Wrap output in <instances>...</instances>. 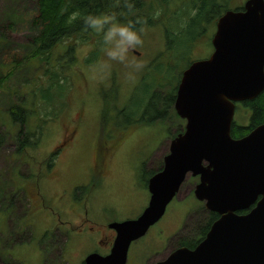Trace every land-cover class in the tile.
I'll return each mask as SVG.
<instances>
[{
	"label": "rangeland",
	"instance_id": "obj_1",
	"mask_svg": "<svg viewBox=\"0 0 264 264\" xmlns=\"http://www.w3.org/2000/svg\"><path fill=\"white\" fill-rule=\"evenodd\" d=\"M36 1L0 0V76L6 67L12 70L7 87L13 92L10 95L9 91L0 89V134L4 137L0 143V260L6 264H78L92 251L105 253L108 245L100 244L99 232L103 227L112 221L135 219L141 214L149 199L147 182L162 168L172 139L184 131L186 123L176 114L165 124L141 125L111 153L102 175L99 174L96 183L88 189L91 192L80 195L77 189L76 196V188L93 182L102 93L115 96L113 103L120 109L126 106L125 114L135 117L144 106L143 99L142 102L137 99L147 95L146 87L139 83L147 71L152 72L154 60L165 48L163 24L180 30L188 14L185 6L197 1L170 0L167 16L171 20L161 25L153 22L156 25L138 26L144 29L143 43L130 50L127 65L108 61L110 67L106 72L98 70L100 62L107 57L103 54L100 37L92 31L89 41L77 42L72 52H68L63 42L49 62L28 61L35 33L27 17L35 9ZM245 1L215 0L204 24L213 25L210 30L214 32L217 18L227 9L242 10ZM188 11L193 14L195 10ZM12 19L14 24L11 25ZM190 36L188 32L184 35L177 32L168 43H173L174 48L179 39L195 44V32L191 36L194 38L188 40ZM205 39L202 38V43L193 51L178 56L182 67L191 59L211 53L212 47L207 49L203 43ZM94 53L96 58L90 60ZM136 63L142 67L135 69ZM48 71L64 76L58 82L63 83L66 90L52 102L36 93L39 86L50 82ZM169 87L161 88L163 95ZM50 94L56 97L58 90L53 88ZM19 101L31 115L23 132L27 129L34 134V124L41 130L37 148L25 147L22 156L17 154L20 126L12 124L7 113L10 102ZM248 114L238 106L234 122L244 123ZM67 137L73 138L71 142H63ZM56 148L59 151L54 166L51 170L45 169L43 162ZM32 182L37 191L36 187L34 190L31 187ZM196 182L198 178L191 173L185 176L177 197L168 204L164 215L145 236L130 245L126 264H156L181 242L197 241L208 216L204 205L199 202L197 206L193 198ZM25 187L32 190L31 196L29 191H23Z\"/></svg>",
	"mask_w": 264,
	"mask_h": 264
},
{
	"label": "water",
	"instance_id": "obj_2",
	"mask_svg": "<svg viewBox=\"0 0 264 264\" xmlns=\"http://www.w3.org/2000/svg\"><path fill=\"white\" fill-rule=\"evenodd\" d=\"M211 44L181 74L173 106L184 131L147 182L148 204L137 218L110 223L109 253L92 252L83 264H125L131 242L163 216L189 173L199 178L196 199L219 217L193 249L179 247L157 264H264V123L231 136L235 104L264 89V0L224 12Z\"/></svg>",
	"mask_w": 264,
	"mask_h": 264
},
{
	"label": "trees",
	"instance_id": "obj_3",
	"mask_svg": "<svg viewBox=\"0 0 264 264\" xmlns=\"http://www.w3.org/2000/svg\"><path fill=\"white\" fill-rule=\"evenodd\" d=\"M169 1L170 0H135V13L133 16H127V9L124 7L123 0H37L35 9L30 13V17H27V22H29L33 32L35 33V36H33L30 42L31 59L29 58L28 61L32 62L33 60H47V62H49L50 58L54 55L55 50L63 42H65L66 46L68 47V52H72L79 42V44H85L84 42L89 41L91 30H85L83 25V17L89 13H124L125 15H119V19L126 21L127 19L135 20L136 18H140L147 25L154 26L156 25L154 23L158 22L161 25L165 20H171L167 16L169 13ZM194 1L197 2L189 4L187 9L184 10L185 12H188V21L181 26L180 30L177 27L175 29H171V25L165 23L162 26L167 41L164 45L165 48L162 50L163 52L159 53L153 62V67L151 68L152 72L148 73L146 69L147 74L145 78L139 83V85H143L147 89V95L137 99L139 102H142V99L144 101V106L141 108L140 112L135 117H130L125 114L126 106H123L120 109L113 103L112 98H115V96L109 95L108 92H105L106 94L102 93L103 104L100 107L101 110L98 138L96 139L94 164L96 167H94L93 182H90L91 184L76 188L74 190V194H76V196L77 193L82 195V192L87 194L91 192V190L88 189H90V187L96 183L98 175H102L101 173L103 168H105L111 153L129 134L133 133L141 125H146L148 123L154 124L158 122L164 123L167 121V119L177 116L173 110V102L175 99L177 84L182 70L189 63L188 62L186 66L182 67L180 64L181 59L178 58V56L182 55L186 51L189 52L191 42H184L183 40L179 39L177 41L176 47L174 48L172 47L173 43L170 45L168 40H171V36L175 37L177 32L183 35L185 32H188L191 36H194V28L196 26L195 24L198 23L199 25H202L204 16L211 14L210 9L212 8L215 0ZM198 2L199 4H197ZM206 2L208 6H206ZM188 9L195 10L193 15H191L192 13H189L190 11H188ZM158 11L161 12L159 15H157ZM74 13L78 14L75 18H73ZM178 13H180L179 10L177 11V14ZM10 21L11 25L14 24L13 19ZM141 25L142 24H137L136 27L139 28L138 26ZM175 30L177 31L175 32ZM204 35L205 34H201V37ZM191 36L188 38V40L194 38ZM66 54L69 56V58H73V56H70L69 53ZM95 58L96 53H94L90 60ZM91 64L92 63H90V65ZM3 72L5 73L0 76V89L3 88L4 90L9 91L11 95L13 92L10 91V89L7 87V84L12 77V70L6 67ZM46 74H49L50 82L45 86H39L36 93L41 95L43 99L52 102L53 99L59 98L62 93H66L64 88L65 85L58 82L61 77L59 73L48 71ZM61 78H64V76ZM166 85H169L170 87L166 89L165 94L163 95L161 88ZM53 88L58 90L56 97L50 94ZM134 95L135 92L133 90L132 97H134ZM237 105L241 108H244L249 112V114L247 116V121L244 123H241L240 120L233 122L231 126V136L233 138L242 137L254 127L264 123V89L255 98L242 102V105ZM238 106L236 108H238ZM28 111L29 110L25 107V104H22V102L20 103V101L10 102V105L7 108L10 122L20 126V130L18 132L19 138L16 137L18 142V155L23 154L22 150H24V148L27 146L32 145L34 148H37L40 142L39 140L41 130L39 129L38 125L34 124L36 130L38 129L37 134L36 130H34V134L29 132L27 129L25 132H23V128L28 126V119L31 116L29 115ZM45 121L47 122L48 120L46 119ZM33 137H35V139L30 141ZM3 139L4 137L0 134V143L3 141ZM68 140L71 142L70 137L64 139L63 142H68ZM58 151L59 148H56L54 152H51L50 158L46 159L45 163L43 162V164L46 166L45 169L49 170L54 166ZM33 182L30 183V185L33 190L36 187L35 191H37V186L34 185ZM34 183H36V181ZM77 189L78 192L76 191ZM23 191L26 193L29 191L31 193L29 196L32 195V190L30 191V189H27L26 187ZM196 204L198 206L200 203L197 201ZM42 208L44 207L41 206V209ZM209 218L211 220L209 221L207 227L210 225L211 221L217 218V214L210 212ZM206 229L207 228L203 230L206 231ZM205 231H203V233ZM196 243L197 242L189 244L188 242L184 241L181 242L180 245L193 248Z\"/></svg>",
	"mask_w": 264,
	"mask_h": 264
},
{
	"label": "clouds",
	"instance_id": "obj_4",
	"mask_svg": "<svg viewBox=\"0 0 264 264\" xmlns=\"http://www.w3.org/2000/svg\"><path fill=\"white\" fill-rule=\"evenodd\" d=\"M124 7L127 9V16H133L135 13V0H123ZM78 14L74 13L73 18ZM119 15L124 13H89L83 17V25L85 30H91L100 37L102 42V51L106 61H101L98 70L106 72L110 67L108 61H117L121 64H128V54L130 50L136 49L143 41L141 34L144 29L137 28V24H143L140 18L135 20L127 19L126 21L119 19ZM142 67V64L136 63L135 69ZM131 78V73H129Z\"/></svg>",
	"mask_w": 264,
	"mask_h": 264
},
{
	"label": "flooded vegetation",
	"instance_id": "obj_5",
	"mask_svg": "<svg viewBox=\"0 0 264 264\" xmlns=\"http://www.w3.org/2000/svg\"><path fill=\"white\" fill-rule=\"evenodd\" d=\"M203 209H204V211L206 212V216H208L207 222H206V224H205V226H204V227H207L209 221L211 220V219L209 218L210 211L207 210V209L204 208V207H203ZM211 222H212V221H211ZM210 225H211V224H210ZM210 225H209V226H210ZM107 229H108V230H107ZM112 231H113V233H112ZM99 232H100V234L102 235V239H100V244H101V245H108V248L106 249L105 253H101V252H99V251H97V252H99V253H101V254H107L108 251H109V249H110L111 242L113 241V238H114V234H115V233H114V230H113L112 228H110V227L107 225L106 227H103V230H100ZM110 232H111V234H110ZM206 232H207V231H206ZM206 232L204 233V235L206 234ZM112 234H113V235H112ZM83 263H84V259L81 260L78 264H83Z\"/></svg>",
	"mask_w": 264,
	"mask_h": 264
}]
</instances>
